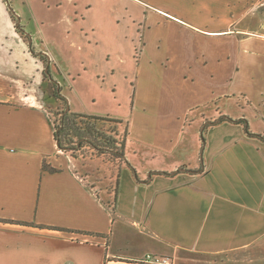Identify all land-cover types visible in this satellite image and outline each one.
<instances>
[{
  "label": "crops",
  "instance_id": "obj_1",
  "mask_svg": "<svg viewBox=\"0 0 264 264\" xmlns=\"http://www.w3.org/2000/svg\"><path fill=\"white\" fill-rule=\"evenodd\" d=\"M246 2L0 0V264L264 263V141L219 122L264 138ZM65 72L71 113L121 121L117 166L58 148Z\"/></svg>",
  "mask_w": 264,
  "mask_h": 264
},
{
  "label": "trees",
  "instance_id": "obj_2",
  "mask_svg": "<svg viewBox=\"0 0 264 264\" xmlns=\"http://www.w3.org/2000/svg\"><path fill=\"white\" fill-rule=\"evenodd\" d=\"M53 97L59 101L62 105V112L59 114L60 119L58 122H53L54 126V138L56 140L57 146L60 150L69 154L72 158L77 159L74 153L80 151V149L84 145H89L93 150L97 151L100 156H104L107 153L113 155L118 161H121L123 158V148H124V139H117L118 134L115 133V138L105 137V135H101L95 131L94 124L100 122L109 121L114 124H120L121 121L114 120L108 117H96L82 114H74L71 113L68 109L67 100L61 96L60 89L54 87ZM219 122H230L235 125H241L243 127L244 132L251 138H257L259 140H263L264 138L259 135H254L248 132L246 127L245 120H237L233 121L229 118H222ZM209 127V126H208ZM208 127H204V130ZM96 134L95 138L102 140L103 144H110L113 147H108L104 145H99L98 143H93L89 136L92 134ZM99 136V137H98ZM75 140L72 143V139ZM76 144V145H75ZM115 201V198H114ZM114 203V202H113Z\"/></svg>",
  "mask_w": 264,
  "mask_h": 264
},
{
  "label": "rangeland",
  "instance_id": "obj_3",
  "mask_svg": "<svg viewBox=\"0 0 264 264\" xmlns=\"http://www.w3.org/2000/svg\"><path fill=\"white\" fill-rule=\"evenodd\" d=\"M251 1H252V3H250L249 0H248V2H246L247 7H250L251 5H253V7L254 6L257 7L258 12H259L258 13V18L262 20V21L260 20L259 23L260 24L264 23V0H251ZM99 3L102 4L104 2L99 1ZM248 18H249V16H245L244 19H243L244 20L243 22H247V24H250V19H248ZM113 29L114 30H119V26L115 25ZM68 74H69L68 72L63 73L62 74L63 78L61 76H59V78H60L59 83L61 85L63 84L62 85L63 89L61 91V96H63L65 93L67 95H64V96H70L69 95V89L67 87L68 84L70 85L69 77L67 76ZM111 81L112 80L110 78L106 79V84H110ZM131 83H133V81ZM124 87L125 88H129V82H125L124 83ZM83 97L85 99H87V98H89V95L88 96H83ZM116 98H117V96H116ZM127 99H128V97L121 95V97L119 96L117 98V101H119L121 103L122 107H125L126 104H129V100L127 101ZM73 100H74V98H73ZM73 105L75 106L74 101H73ZM88 105L89 104L85 103L84 109H91L92 111H96V112L99 111V110L104 111L105 108H107V107H105V106H107V102H104V100H101L99 97H98L97 105L95 104L94 107H91V106H88ZM117 108L118 107L115 106L114 107V111H109V112H111V116L115 117V113H113V112H115L117 110ZM108 110H111V109L108 108ZM61 112H62V105L61 104H60L59 107H57L56 110L51 112L52 120L54 122H58L59 121V119H60L59 114ZM102 117H105V115L102 116ZM114 120H116V119H114ZM91 123L94 124L95 131H99L98 133L101 134V135H105V137H110L112 139L115 138L116 135H115L114 132L116 131V133L118 134L117 139L118 140L119 139H124V135H125L124 132L125 131L123 130V127H121V129H119L120 125H118V124H114V123H111L109 121L100 122V123H97V122H95V123L91 122ZM95 135L96 134L93 133L91 136H89L93 143H98L99 145L113 147V145H110L109 143L108 144H103L102 140H99L98 138H95V137H97ZM74 142H75V140L72 139V143H74ZM74 154L77 157V159H86L87 158L89 160H92V159H96V158L97 159L98 158H103L104 162H106L108 164L112 163L113 165L117 166V163H118L117 162L118 160L114 159L115 157L113 155H111L110 153H107L104 156L103 155L100 156L99 153L97 151L93 150L89 145H84L80 149V151H78V152H76ZM260 259L262 260V259H264V257H261ZM262 261L260 262V264H264ZM217 264H220V263H217Z\"/></svg>",
  "mask_w": 264,
  "mask_h": 264
}]
</instances>
